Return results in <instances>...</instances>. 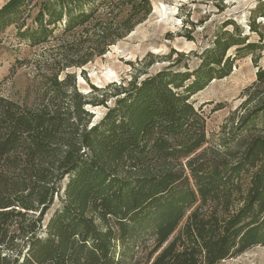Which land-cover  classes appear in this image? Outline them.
<instances>
[{
  "label": "trees",
  "instance_id": "obj_1",
  "mask_svg": "<svg viewBox=\"0 0 264 264\" xmlns=\"http://www.w3.org/2000/svg\"><path fill=\"white\" fill-rule=\"evenodd\" d=\"M151 11V0H8L0 31L15 25L31 46L73 36L65 64L84 66ZM249 32L228 19L195 67L173 62L113 95L63 89L56 73L37 108L0 96V264H140V249L145 264H218L264 246V1ZM246 56L256 79L236 132L203 148L191 98ZM110 97L93 122L86 107Z\"/></svg>",
  "mask_w": 264,
  "mask_h": 264
},
{
  "label": "rangeland",
  "instance_id": "obj_2",
  "mask_svg": "<svg viewBox=\"0 0 264 264\" xmlns=\"http://www.w3.org/2000/svg\"><path fill=\"white\" fill-rule=\"evenodd\" d=\"M7 1L0 0V8ZM261 1L264 0H151L152 11L145 20L111 45L104 55L94 57L84 66L65 64L63 46L73 36L31 46L18 38L16 26L11 25L0 31V96L37 108L56 73L64 83L63 89L101 97L93 86L113 95L120 84L134 77L142 79L173 62L178 68H193L199 63V53L212 43L226 20L232 19L250 33L251 11ZM35 11L34 8L32 16ZM31 20L28 18L27 23ZM256 37L251 35L252 39ZM262 55L260 64L264 63V52ZM256 71L252 57H243L228 77L215 79L191 98L207 120L208 142L203 148L223 149L222 143L236 132L237 118L245 112L241 107L247 97L244 90L256 79ZM68 74L71 78L64 81ZM114 98L110 97L105 105L86 107L94 115L93 122L104 116L106 105H112ZM145 255L140 249V264H145ZM218 264H264V246L253 247Z\"/></svg>",
  "mask_w": 264,
  "mask_h": 264
}]
</instances>
